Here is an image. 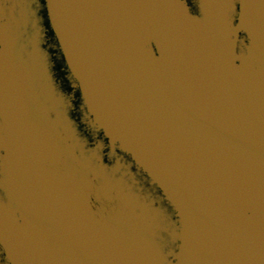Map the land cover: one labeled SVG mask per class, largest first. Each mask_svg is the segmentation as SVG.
<instances>
[{
  "label": "water",
  "instance_id": "water-1",
  "mask_svg": "<svg viewBox=\"0 0 264 264\" xmlns=\"http://www.w3.org/2000/svg\"><path fill=\"white\" fill-rule=\"evenodd\" d=\"M0 264H264V0H0Z\"/></svg>",
  "mask_w": 264,
  "mask_h": 264
}]
</instances>
